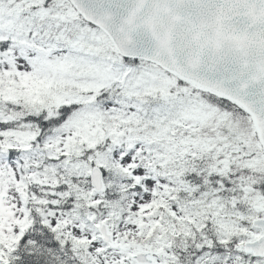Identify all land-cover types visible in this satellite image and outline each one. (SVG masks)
Listing matches in <instances>:
<instances>
[{"label":"snow or ice","instance_id":"snow-or-ice-1","mask_svg":"<svg viewBox=\"0 0 264 264\" xmlns=\"http://www.w3.org/2000/svg\"><path fill=\"white\" fill-rule=\"evenodd\" d=\"M0 264H264V0H0Z\"/></svg>","mask_w":264,"mask_h":264}]
</instances>
